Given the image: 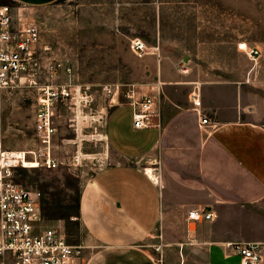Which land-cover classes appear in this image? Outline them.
I'll use <instances>...</instances> for the list:
<instances>
[{
  "label": "crops",
  "instance_id": "crops-1",
  "mask_svg": "<svg viewBox=\"0 0 264 264\" xmlns=\"http://www.w3.org/2000/svg\"><path fill=\"white\" fill-rule=\"evenodd\" d=\"M11 1L33 9L55 0ZM172 12L177 34L163 47L186 49L187 60H157L153 126L134 129L129 103L115 105L104 128L112 159L80 187L76 232L47 226L41 200L40 223L82 247L81 264H239L230 243L261 245L264 264V39L247 41L258 55L244 57L221 0ZM195 210L213 219L189 221Z\"/></svg>",
  "mask_w": 264,
  "mask_h": 264
},
{
  "label": "rangeland",
  "instance_id": "rangeland-1",
  "mask_svg": "<svg viewBox=\"0 0 264 264\" xmlns=\"http://www.w3.org/2000/svg\"><path fill=\"white\" fill-rule=\"evenodd\" d=\"M221 1L226 8L227 37L236 35L238 44L264 39V0ZM186 5L187 0H55L25 9L0 0L14 18L37 26L44 67L58 63L71 68L69 74L58 72L55 84H71L82 94L79 104H58L53 111L56 132L51 153L58 167L45 170L39 166L43 144L34 130V92H0L2 149L24 152L26 161L36 164L15 170L13 181L41 194L47 226L59 223L68 237L76 232L71 218L77 211L80 187L112 159L104 134L110 110L129 103L127 96L132 94L135 98L150 95L157 60L164 53L173 52V57L186 63V49L163 47L164 40L170 42L177 34L171 31L177 18L173 9ZM235 10L242 14L237 22ZM136 38L149 49L141 58L130 50L129 42ZM177 66L181 71L183 63ZM45 224H36L34 231L50 228Z\"/></svg>",
  "mask_w": 264,
  "mask_h": 264
},
{
  "label": "built area",
  "instance_id": "built-area-1",
  "mask_svg": "<svg viewBox=\"0 0 264 264\" xmlns=\"http://www.w3.org/2000/svg\"><path fill=\"white\" fill-rule=\"evenodd\" d=\"M136 57L148 54L146 44L140 39L129 42ZM238 48L248 59H255L258 51L240 43ZM158 52V48H152ZM40 33L35 24L16 19L8 7L0 6V92L31 90L35 94L34 130L43 144L39 166L54 170L58 163L51 153L56 132L53 111L58 104H79L82 94L71 84H55L58 72L69 74L70 67L62 64L43 66ZM181 66V72H185ZM132 109L134 129L153 126L157 99L154 95L135 98L127 96ZM193 111L201 117L198 91L190 93ZM208 125L201 117L200 127ZM26 153L9 152L0 142V264H81L82 247L68 243L56 229L47 228L35 232L41 221L38 191L28 190L13 181V173L28 164ZM36 165V164H33ZM187 219L208 222L213 219L210 211H191ZM240 259L239 264H263L261 245L257 243H230L226 246ZM158 250V249H157Z\"/></svg>",
  "mask_w": 264,
  "mask_h": 264
},
{
  "label": "bare ground",
  "instance_id": "bare-ground-1",
  "mask_svg": "<svg viewBox=\"0 0 264 264\" xmlns=\"http://www.w3.org/2000/svg\"><path fill=\"white\" fill-rule=\"evenodd\" d=\"M29 165H33V164H28V166H29ZM28 166H26V167H28ZM33 166H35V165H33ZM149 175L151 176V174H150V173H149ZM151 177H152V176H151ZM152 178H153V177H152ZM153 179H154V178H153Z\"/></svg>",
  "mask_w": 264,
  "mask_h": 264
}]
</instances>
